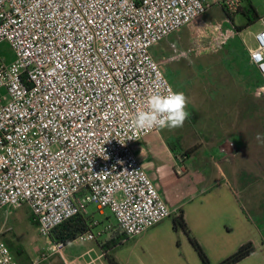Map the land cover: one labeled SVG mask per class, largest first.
<instances>
[{
	"label": "built area",
	"instance_id": "1",
	"mask_svg": "<svg viewBox=\"0 0 264 264\" xmlns=\"http://www.w3.org/2000/svg\"><path fill=\"white\" fill-rule=\"evenodd\" d=\"M244 1L212 4L231 15ZM210 7L209 0H0V45L15 53L10 63L0 55V92H7L0 94V211L29 206L49 238L90 206L109 210L127 238L171 218L135 153L161 129L140 130L134 120L152 94L175 91L152 49ZM259 23L249 56L264 80V16ZM96 239L89 230L77 240ZM0 264H17L2 241Z\"/></svg>",
	"mask_w": 264,
	"mask_h": 264
},
{
	"label": "rangeland",
	"instance_id": "2",
	"mask_svg": "<svg viewBox=\"0 0 264 264\" xmlns=\"http://www.w3.org/2000/svg\"><path fill=\"white\" fill-rule=\"evenodd\" d=\"M209 2L211 7L203 17L171 35L168 45L178 43L183 53L175 61L162 64L174 90L186 95L189 117L183 127L164 128L155 136L171 143L182 162L183 155L195 152L185 165L193 166L188 174L181 171L182 163L154 170L156 184L169 202L181 198L185 188L197 181L195 168L221 166L220 156L206 160L205 154H224V149L237 161L242 190L252 189L256 196L264 197V91L249 57L261 29L264 0H245L241 9L231 15L213 5L212 0ZM245 9L248 15H244ZM0 55L7 63L15 60L9 43L0 45ZM0 94L6 96L7 92L2 90ZM225 104L229 107H222ZM5 228L6 235L18 246L24 245L30 255L35 257L34 250L43 249L40 260L48 259L54 252L50 238L40 234L25 208L14 210L5 221ZM7 239L3 242L11 245Z\"/></svg>",
	"mask_w": 264,
	"mask_h": 264
},
{
	"label": "crops",
	"instance_id": "3",
	"mask_svg": "<svg viewBox=\"0 0 264 264\" xmlns=\"http://www.w3.org/2000/svg\"><path fill=\"white\" fill-rule=\"evenodd\" d=\"M169 38L161 42L159 49L157 46L152 49V55L161 66L175 61L183 53L178 43L168 45ZM257 74L262 79V88L263 77L258 70ZM225 106L229 107L222 105ZM161 130L144 137L135 146L137 157L155 183L154 170L167 165L174 167L182 163L181 171L188 174L193 166H185L186 162L195 154L189 151L186 156L183 155L185 162L180 161L179 154L170 146L172 144L161 136H155ZM220 154H205L206 160L211 156H220L218 165L221 166L195 168L197 181L185 188L181 198L176 197L172 202L164 198L173 212L172 217L138 237L127 238L110 211L100 212L95 206H90L85 218L90 230L97 236L95 241L76 240L60 253L52 252L48 259L40 260V250L43 249L36 248L34 257L24 245V248L18 246L13 238L6 235L5 221L16 209L0 211V215L3 214L0 241L8 237V242H12L7 246L17 264H110L111 256L119 264H205L188 235L174 228V218L183 215L192 235L207 255L209 264H221L249 242L254 244L255 251L238 264H264V197L256 196L252 189L242 190L236 159L228 154V150ZM21 208H25L33 220L30 207L23 205ZM55 244L50 237L51 249Z\"/></svg>",
	"mask_w": 264,
	"mask_h": 264
},
{
	"label": "clouds",
	"instance_id": "4",
	"mask_svg": "<svg viewBox=\"0 0 264 264\" xmlns=\"http://www.w3.org/2000/svg\"><path fill=\"white\" fill-rule=\"evenodd\" d=\"M187 103L188 99L183 92L169 89L166 94H152L147 100V110L136 113L134 127L140 130L183 127L189 117Z\"/></svg>",
	"mask_w": 264,
	"mask_h": 264
},
{
	"label": "trees",
	"instance_id": "5",
	"mask_svg": "<svg viewBox=\"0 0 264 264\" xmlns=\"http://www.w3.org/2000/svg\"><path fill=\"white\" fill-rule=\"evenodd\" d=\"M246 10L247 9H245L244 11V15H248V12ZM225 13L229 15L227 12ZM248 21L250 22V24L253 23L251 16H248ZM173 221H174V228L176 230H182L188 235L199 257L202 259V261L205 264H209V259L207 255L205 254L203 248L198 243L196 238L192 235L183 215H179L175 217ZM89 230H90V227L85 218V214H79L78 216L66 221L61 226L56 228L51 235V239L54 243H57V244L61 243L65 247L69 245L70 243L76 241L81 234H84L88 232ZM254 251H255L254 244L252 242H249L243 245L234 255L227 258L221 264H238L241 261L248 258L250 255H252ZM109 262L110 264H119V262L113 256L109 257Z\"/></svg>",
	"mask_w": 264,
	"mask_h": 264
}]
</instances>
